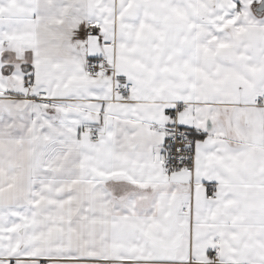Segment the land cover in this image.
<instances>
[{
	"label": "snow or ice",
	"instance_id": "1",
	"mask_svg": "<svg viewBox=\"0 0 264 264\" xmlns=\"http://www.w3.org/2000/svg\"><path fill=\"white\" fill-rule=\"evenodd\" d=\"M0 264H264V0H0Z\"/></svg>",
	"mask_w": 264,
	"mask_h": 264
}]
</instances>
